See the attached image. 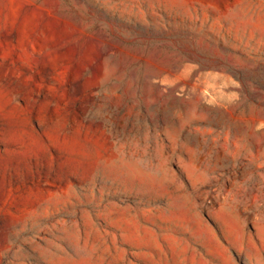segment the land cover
I'll use <instances>...</instances> for the list:
<instances>
[{
	"label": "rangeland",
	"instance_id": "1",
	"mask_svg": "<svg viewBox=\"0 0 264 264\" xmlns=\"http://www.w3.org/2000/svg\"><path fill=\"white\" fill-rule=\"evenodd\" d=\"M0 264H264V0H0Z\"/></svg>",
	"mask_w": 264,
	"mask_h": 264
}]
</instances>
